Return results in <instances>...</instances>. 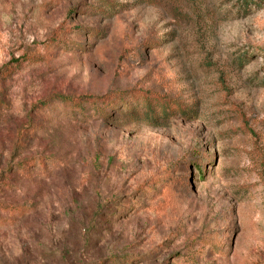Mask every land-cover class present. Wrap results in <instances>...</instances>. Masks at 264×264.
<instances>
[{"label": "rangeland", "instance_id": "rangeland-1", "mask_svg": "<svg viewBox=\"0 0 264 264\" xmlns=\"http://www.w3.org/2000/svg\"><path fill=\"white\" fill-rule=\"evenodd\" d=\"M255 1L0 0V264H264Z\"/></svg>", "mask_w": 264, "mask_h": 264}, {"label": "trees", "instance_id": "trees-1", "mask_svg": "<svg viewBox=\"0 0 264 264\" xmlns=\"http://www.w3.org/2000/svg\"><path fill=\"white\" fill-rule=\"evenodd\" d=\"M242 2V5H245L247 6L249 3H248V0H238V2ZM254 2V0H252ZM261 1L260 0H256L254 4H258L260 3ZM141 102H143V104L145 105L144 106V110L146 111L148 109V106L150 105L149 102L147 101L146 98H143L142 100H140ZM162 118L166 119L167 118V115H163Z\"/></svg>", "mask_w": 264, "mask_h": 264}]
</instances>
